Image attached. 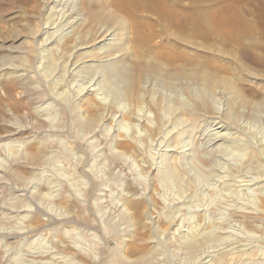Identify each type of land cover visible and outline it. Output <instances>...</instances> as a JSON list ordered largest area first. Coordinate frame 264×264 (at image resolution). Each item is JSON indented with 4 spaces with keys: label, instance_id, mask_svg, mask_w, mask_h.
I'll return each instance as SVG.
<instances>
[{
    "label": "rangeland",
    "instance_id": "1",
    "mask_svg": "<svg viewBox=\"0 0 264 264\" xmlns=\"http://www.w3.org/2000/svg\"><path fill=\"white\" fill-rule=\"evenodd\" d=\"M96 2L92 19L82 15L84 21L79 26L73 23V29L67 25L71 20L64 17L67 21L58 28L65 45L64 61L46 62L41 60L45 55L41 30L52 6L44 8L42 0H0V137L15 127L24 129L15 142L0 141V168L12 167L0 182V264H40L29 258L34 251V256L60 253L65 264H119L112 258L115 246L134 243L143 250L130 257L146 255V264H197L187 249L195 229L190 232L184 227L170 235L177 220L185 219L186 226L196 219L194 214L201 224L196 231L211 222L225 224L224 236L243 235L244 245L252 249V256L237 254L236 262L231 256L225 264H246L251 258L264 264V196L248 187L230 190L221 178L241 169L252 151L264 145V67L251 54H241L237 46L178 42L174 31L159 25H154L157 35L147 46L144 39H136L131 20L111 0ZM82 3L75 2V11L81 14ZM143 17L150 20L151 16ZM148 29L142 28L143 38L151 35ZM108 34L106 41L99 42ZM75 35L82 46L78 52L72 46ZM104 48L110 49V56ZM173 50L179 58L170 61L168 54ZM253 53L261 56L260 51ZM73 65L81 66L73 70ZM141 74L142 85L131 89L129 78ZM42 103L46 128L36 134L33 122L40 116L36 108ZM218 111L225 120H237L224 133H238L230 145H223L225 154L215 157L202 153L209 143L203 121ZM79 120L94 123L89 130L81 129ZM170 137L190 143L186 149L202 154L185 152L180 160L175 153L165 160L163 146ZM125 142L132 148L126 149ZM38 149L47 162L22 161L24 154ZM201 156L203 162L212 161L206 166ZM262 165L253 171L264 175ZM181 166L183 177L178 175ZM137 187L142 195L133 200L145 207L139 213L130 207ZM251 209L259 214L255 216ZM259 215L263 221L256 219ZM169 216L175 220L167 223ZM204 262L217 264L215 258Z\"/></svg>",
    "mask_w": 264,
    "mask_h": 264
},
{
    "label": "bare ground",
    "instance_id": "2",
    "mask_svg": "<svg viewBox=\"0 0 264 264\" xmlns=\"http://www.w3.org/2000/svg\"><path fill=\"white\" fill-rule=\"evenodd\" d=\"M76 1L77 0H42L43 5H44V8H49L50 6H52V8H51V12L49 14V17L47 18V22L45 23L44 26H42V30H41V32H42L41 36H44V38L41 40V43H40V45H41V53L42 54H45V55H43L41 57V60H44L46 62L47 61L49 62V60L52 61L51 59L53 58L55 61H59V62L60 61H64V54H63L64 49H63V46H65V45L62 43V40H63L62 39L63 37H61L62 34H59V31L61 29L58 30V28L60 26H62V24L65 21L71 20V22L69 21L70 23L68 22L67 25H71V28L73 29V27L75 25L76 26H79L82 23L81 21L82 20L84 21L82 15H84V14H87L88 15L89 14L87 16L88 17L87 19H90V18L92 19L93 13L91 12V9H92L93 6H98L96 0H83V3L81 5V7H80V10L82 11L83 14H81L78 9H76V11H75V2ZM111 2H112V5L114 7L118 8L125 15H127V17H129V19L131 20V22L133 24V27H134L136 39H138L139 41L140 40L143 41V39H144V42L147 43V46L148 45L151 46L150 45L151 44L150 42H151V39L153 38L152 36L154 34L157 35V33H155V31H154L155 30V28H154L155 26L154 25H159V26L164 27L166 29V31H168V32L174 31V33H175V35L177 37L176 39H178V42L180 40L181 42L184 41L185 43H191L192 41L202 40L205 45H206L205 42H207L211 46H215L216 44H221L223 46H233V45L234 46H237L239 48L241 54H243V55H249V54H251L253 60L257 64H260V65H262L264 67V0H111ZM144 14H147V15L151 16V17H148V18H150L151 21L150 20H147L146 18H144L143 17ZM64 17H66L67 20ZM63 19H65V20L63 21ZM73 23H75L74 26H72ZM64 28H65V26H64ZM142 28H149L150 31H151V35L149 36V34H148L147 37L145 36L143 38L142 35H141L142 34ZM62 29H63V27H62ZM43 30H45V32H43ZM50 30H53V32L50 31ZM57 34H59V36ZM109 35H111V34L106 35L105 38L103 37L104 39L101 38V40L99 42L106 41V38ZM58 38H59V40H58ZM73 39H74L73 40V43H72L73 49L78 52V50H81L82 49V46L80 45V36L75 35L73 37ZM152 41H153V39H152ZM174 41L176 43L177 40H174ZM54 43H55V46H53L54 49L53 48L52 49L49 48V46H51ZM108 45H109V43H108ZM211 48H213V47H210V46L208 47L209 50H211ZM256 50L261 52V54H260L261 56H259V55L256 56L255 53H253ZM173 51L168 54V58L170 59V61H174V60H176V58H179V56L177 55V52L174 51L176 53L175 54ZM103 52L106 53L108 56H110V49H108V48L105 49L104 48V51ZM10 58L12 59V55L8 56V59H10ZM82 64H84V63H82ZM81 65H73V66H76V68L73 69V70L78 69L79 66H81ZM73 70H72V72H73ZM141 73H143V72L141 71ZM142 75L143 74H141L138 78H135L133 76H131V79L129 78V82H130V85L129 86H130L131 89L137 88L138 85H140V84L142 85V80H143V76ZM171 75H173V73ZM204 80L205 81H208V82H211L212 81L211 78H205ZM212 82H214V81H212ZM204 83L207 84L206 82H204ZM214 83L216 84V82H214ZM9 87H11V86H9ZM9 87L7 89L8 92H10V88ZM13 103H14V105L18 106V102H15L14 101ZM43 104L44 103L40 104L36 108L37 109V113L40 112V116L38 117V119L35 122H33V129H34V131L36 130V134L44 133L45 132V128H46V126H44V125L46 124L47 121L45 122V119L43 118V115H41V109H40L43 106ZM77 108H78V106H77ZM78 111H79V108H78L77 112ZM228 113L231 114V112H228ZM215 114H216L215 117H212L211 119H209V118L207 119L206 118L203 121V124H205L204 130L206 132H208V135H209V138H208L209 143H208L207 147L204 148V151L202 153L206 152L207 155L208 154H211V155H215V157H218V156H216L217 154L218 155H221L223 153L225 154V152H224L225 151V149H224L225 147H223V145L224 144H227V143L229 144V142L234 139L233 136L238 133V130L235 131V132L224 133V130H227V129L230 130L228 124H234V122L237 121L236 120V117H234V118L233 117H230V119L227 118L228 120H225V118H224V115L225 114L224 113H223L224 114L223 116L219 113V111L216 112ZM76 119H77V117H76ZM76 123H77V121H76ZM93 123L94 122H92V121L85 122V121L79 120L78 121V127L81 128V129H88V128H91V126H92ZM200 124H202V123H200ZM95 125H98V127H99V124L96 123ZM95 125H94V127H95ZM23 130L24 129L21 128V127H15L11 132H9V134L7 136L0 137V141L5 140V138H6L9 141H14L15 142V141L18 140V139H16V137H18L19 134L21 135V133L23 132ZM28 132L31 133L30 132V129L28 130ZM87 132H89V131H87ZM94 132H96V131H94ZM92 133H93V131H92ZM101 134H103V133H101ZM235 139L239 140L238 135L236 136ZM163 140H164V138H163ZM169 140L170 141L163 146V148H165L164 155H163V157H164L165 160H167V159L169 160L170 158H172V156L175 153H177V154L180 155V157H179L180 160H182V159L184 160V158H185L184 157L185 156V152H190L191 155H195V154L197 155V153H198V150H195L192 147L189 148V149H186V148L190 147V143L183 142V141L182 142H174L175 138L174 139H171V137H170ZM221 141L223 143L218 144ZM126 143L127 142H125V144ZM192 144H191V146H192ZM17 146L15 145L14 147H17ZM213 146H214V148L208 151V149H210ZM125 147H126V149L128 147H129V149L132 148V147H130L127 144L125 145ZM193 147H195V146H193ZM242 147H243V144H242ZM17 151H20V150H17ZM37 151L38 152H35L33 154H29L30 152L24 154V156H22V159L23 160L22 159L21 160L23 162L24 161L27 162V160H28V161H30L29 164H31L32 162L39 163V162H42V161H46L47 159L42 156V154L39 151V149ZM202 153L200 151V154H202ZM188 155H189V153H188ZM199 155H197V156H199ZM202 157L203 156H201V159H202ZM4 158H5V156H4ZM197 159H198V157H197ZM207 160H204V162L206 161L204 163L203 162V159H202L201 163L203 162V164H205L207 166L206 163L212 161L211 158H210V161H207ZM248 160H246V161H248L247 163H245L243 166H241L242 167L241 169H239L238 171L235 170L236 171L235 173H229V175H227L225 177H221L223 179V181H224L223 183L226 186H229V189L231 187H235V188L237 187V189H240V188H243V187H248V189L252 188L251 190H253V192H256L257 195L263 197L264 196V178L262 176H264V175L261 174L262 175L261 176L259 174V171H258V174H259L258 175L257 173H255L257 171L254 172L253 169L257 165H260L261 166L262 163L264 165V145L261 146L260 149H257L255 151H252L251 157ZM170 161H171V163L172 162L174 163L173 160H170ZM192 161H193V159H192ZM215 161L216 160H214V162ZM8 162H10V161H8ZM179 162H181V161H179ZM198 162H200V161H198ZM171 163L170 164H167V165H171ZM177 163H178V161L176 160V167L175 168L179 167V166H177L179 163L178 164ZM29 164H28V167H30ZM184 165H185V162H184ZM9 166H11V165L9 164ZM221 169H222V167H221ZM11 170H12V167L9 168L8 166H6V167L4 166L3 168H0V182H1V180H3V179L6 178V176L8 175V173L11 174V172H12ZM180 170H181V172H180ZM182 170L183 169H182V166H181V169H179V171H178L180 173L179 174L177 173V174L180 175L183 172ZM14 171L15 170H13V174H14ZM164 171H166V170H164ZM183 173H185V172H183ZM158 174H159V172H158ZM161 175L162 174H160V176ZM174 175H175V173H174ZM181 177H183V176H181ZM178 180H181V179H178ZM183 180H184V178H183ZM1 185L2 184L0 183V186ZM50 186H52V185L50 184ZM147 187L146 188L143 187V189L144 188L147 189ZM138 189L139 188L137 187L136 190H135V193H132V195H131L132 200L130 201V207L136 213H139L140 210H144V208H145V207L142 208V204L140 202L135 201V199L133 200V197H135L137 199L138 195L139 196L142 195L141 190H138ZM248 189H245V190H248ZM227 191H229V190H227ZM236 191L239 192L238 190H236ZM231 192H233V190ZM129 196H130V194H129ZM231 196H232V193H231ZM236 198L237 197H235V199ZM140 199H142V198H140ZM179 199L181 200L183 198H179ZM237 200H236V202H237ZM247 202H248V200H247ZM175 203H177V202H175ZM16 204H17V202H16ZM261 207H263V206H261ZM229 208H231V207H229ZM173 209L176 210L175 208H173ZM262 209H264V207ZM239 210L244 211V209H239ZM120 211H122V210H120ZM251 211L253 212L254 210L251 209ZM38 212H40V211H38ZM173 213H175V212L171 211V214H173ZM239 214H240V211H239ZM242 214H244V213H242ZM242 214H241V216L240 215L239 216L237 215V217H242ZM253 214L256 216L259 213L256 214V213L253 212ZM197 215L195 217V214H194V218H196V219L193 218L194 221H192V222L189 221L188 224H186V226H184L186 220L185 219L180 220L178 218L179 220H177L176 225H174L173 232H171L170 235L173 236L175 231H178V232L182 231V229L184 227H187L190 230L191 229H195L194 232L192 230L190 231V232H193L192 233L193 235H192L191 240H189L190 242L187 245V249H188L189 254L198 263H202V262H204L205 260H207L209 258H215V260H217V264H225V260H226L227 257H230V259H231L232 258L231 256H235L237 254L238 255L240 254V255H242V257L247 258V257H249V255L252 254V252H251L252 249L250 250L249 248H247V245H244V240H243L244 237H242L243 235L242 236H230V235L224 236V235L227 234L226 232H223L224 227L226 226L225 224H224V227H220V226L223 225V224L222 225H219L220 222H218V225L219 226L212 225V222H211L207 226L205 224H203V228H201V230H197L196 231V228H198V227L201 226V224L198 223L199 220H197V217H198ZM254 215H253V217H254ZM7 216H9V214ZM230 216H231V214H230ZM259 216H257L256 219H261V217L263 219V216H260V217ZM171 217H173V216L167 217V219L165 221L167 223H170L173 220H175L174 218L171 219ZM205 217L206 216H204L203 218H205ZM226 221H228V220H226ZM230 223H229V225H230ZM234 223L232 221V224L231 225H234ZM193 224H194V226H193ZM255 225H258V224H255ZM183 231H185V230H183ZM185 241H188V240H185ZM219 242H222V243H219ZM217 243H219V246H216ZM65 247L71 248V246L69 244H67ZM30 248H31V246H30ZM30 248H28L29 251L31 250ZM142 250H143V248L140 245L135 244V243L134 244H130V245H127L126 244L123 247L122 246H118V247L115 246V250H114V253H113L114 255L112 256V258L114 260H117L118 259V263L119 264H144V263L146 264L147 263L146 262V259H147V256L146 255L145 256L142 255L143 257L140 256V257L133 258V259L130 257V256H135V255L139 256L138 254H140L142 252ZM248 251L251 252V253H249ZM34 252H36V251H34ZM34 252H33V255H31L32 252L29 253V255H30L29 258L32 257L33 261L39 260V262H37V263H40V264H48V263H50V264H65L67 262V261H62V259H64V258L63 257H58L61 254L60 253H57V252L56 253L52 252V253H50L47 256H45L41 252H39L40 254L38 253L39 254L38 256H34V254H35ZM25 253H26V251H25ZM216 256H218V257L220 256L221 258L217 259ZM237 257L239 259V256H237ZM237 257L235 256L234 262H236V258ZM47 258H48L49 262H48V260H47V262H44ZM261 259H263V258H261ZM41 260H43V261H41ZM212 260H214V259H212ZM250 260L251 261L248 260V262L246 261L247 262L246 264H256L257 263L256 261L254 262L255 259L252 260V258H251ZM192 261H191V263H193ZM206 262H204V264ZM258 264H260V263H258Z\"/></svg>",
    "mask_w": 264,
    "mask_h": 264
}]
</instances>
